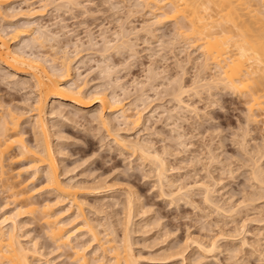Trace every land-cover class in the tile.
<instances>
[{
  "label": "rangeland",
  "instance_id": "obj_1",
  "mask_svg": "<svg viewBox=\"0 0 264 264\" xmlns=\"http://www.w3.org/2000/svg\"><path fill=\"white\" fill-rule=\"evenodd\" d=\"M27 2L16 1L12 7L16 10L26 9L31 4V7L39 9L45 5L46 10H42L44 15L36 18L37 23L57 32L60 47L70 43L72 58L79 50V59L73 63L79 69L73 70L75 78L81 72L82 81H88L91 91L104 89L109 96L115 93L123 99L125 107L130 108L128 112L135 114L139 110L142 115L139 124L135 125L131 121H124L116 112L117 119L113 120L111 128L103 127L96 120V114L101 110L99 103L89 108V112L59 101L53 102L54 108L50 107L62 112L61 115L49 116L50 124L54 126L50 128V137L58 161V172L63 181L75 185L79 183L76 194L83 200V211L88 221L95 222L102 235L108 228L111 230L107 232L116 229L117 232L114 231L111 236L118 240L125 235L123 231L126 228L132 253L139 262L137 264H264V108L261 111L254 106L253 111H249L252 101L245 93L247 88L234 90L219 84L195 87L197 80L214 75V65L201 71L200 51L191 43L192 38L186 37L182 29H178L180 22L178 24L174 19L161 17L163 22L159 19V24L151 26L155 18L150 8L135 6V0ZM3 7L0 8L2 13L11 14L12 11L5 12ZM7 18L2 20L0 17V27L9 26ZM146 23L150 27L145 26ZM144 27H149V30ZM123 30L132 32L130 38L135 41H132L136 45L135 56H132L129 48L117 49V46L103 55V37L118 45L120 42L117 43L115 38ZM76 41L80 44L78 50L72 44ZM92 41L96 43L94 46L91 45ZM36 51L54 55L49 44ZM105 62L112 68L108 75L101 70L102 66L107 65ZM45 64L48 66V63ZM8 71L0 64V98L16 113L24 112L21 127L28 130L24 137L32 141V111L28 105L35 95L33 83L27 82L24 88V85L15 83L16 79ZM118 82L123 87L117 85ZM180 84L189 89L183 95L185 102L195 107L194 110L182 108L184 111H179L181 117L174 112L177 104L173 96ZM89 98L87 100L91 101ZM141 98L146 101L143 102ZM259 99L263 101L264 97ZM251 113L255 118L249 117ZM105 115L110 114L105 112ZM115 132L123 135L128 142H149L151 149L154 147L165 158L169 167L167 175L173 185L158 183L154 162L141 158L131 148L126 149L122 143L115 141ZM14 162H8L9 165L7 161L5 163L15 173L18 168L26 170L29 165V161ZM255 164H259V175L256 171L254 174L257 169ZM21 172L18 180L30 179V171ZM257 175L263 176L260 178L262 180L259 181ZM40 176L33 181L34 184H29V188L40 187L44 181V176ZM1 184L0 181V215L4 205L14 206L13 202L9 204L12 201L10 192L4 191ZM99 186H102V191L99 190L101 193L99 188L95 189ZM160 186L161 189L164 187L163 192ZM205 186L212 190L214 205L205 202ZM175 191L180 193L176 194ZM33 196L32 199L37 200L39 205L49 201L52 204L50 212L67 209L70 205L68 200L57 203L54 192L37 189ZM129 198L133 202L129 211L130 221L126 219ZM75 209L72 206L69 211H63L58 220L65 222L62 221L66 224V231L78 225L81 233L78 229L79 232L75 231L74 235L77 236L73 237V244L84 246L86 243L88 261L85 260V263L94 264L93 261L102 251L97 241L92 240L84 230L82 220L73 219ZM37 215L26 214L22 217L23 228L20 232L24 244L31 247L36 244L40 249V255L32 258V264H45L47 260H50V264H77L73 262L75 254L72 249L63 247L59 251L56 248L46 234L42 215ZM212 241L216 242L217 247L207 251ZM106 256L108 259L109 253Z\"/></svg>",
  "mask_w": 264,
  "mask_h": 264
},
{
  "label": "bare ground",
  "instance_id": "obj_2",
  "mask_svg": "<svg viewBox=\"0 0 264 264\" xmlns=\"http://www.w3.org/2000/svg\"><path fill=\"white\" fill-rule=\"evenodd\" d=\"M16 1H21L28 4L27 0H0V8L4 5H7L6 8L3 7L5 8L4 11H12L9 15L0 11V17L2 20H5L6 16L9 17V19L7 18L6 20L9 26L6 28L2 26V28L0 27V64L9 70L8 73H10V76L16 79V84L19 83L24 85L25 88V84L27 82H32L35 95L33 96L32 103L28 101L30 99L26 101L30 103L28 106L30 107V111H32V114H30V122H32V126L30 128L32 132V141H29L24 137L28 130L21 127V117L23 116L24 112L16 113L12 108L9 107V105L6 104V106L4 101L0 98V181L3 183L1 185L4 188V191L7 190L10 192L9 194L12 198V201H10L9 204L12 202L14 203L13 208L11 206L6 207L5 205V208H3V206L1 207L4 210L0 215V264H32V258L40 253V249L36 246V244L34 246L32 244L33 247H31L30 244L28 246L26 243L24 244L21 239L23 234L20 233L23 228L22 217H24L26 214L35 215V213L38 215L40 214V216L42 215L41 218L44 223L42 224L45 225L44 228H46V234H48L49 238L51 239L52 243L56 245L57 249L69 247L75 254V257L72 256L74 258L73 262L76 261V263L78 262L80 264H84L85 260L87 262L88 260L86 259V256H88V254H85V251H87L86 243L84 246H77L78 244H73V237L77 236V234L74 235V233L80 229L77 227L78 225L76 226L77 228L74 226V229L71 227L66 231L64 228L66 224L62 223L63 220H58L59 214L61 215L63 211H69L72 206L76 207V213L74 214L73 212V219L80 218L82 220V223H84L82 224V226L84 225V230L86 229L92 240L95 242L97 241L98 248L101 249L100 251H102V254H100L96 259L95 257H92L95 259V261H93L94 264H137L138 260L132 253L133 251L131 244H129L131 243L129 240L130 235L129 233L126 234L128 230L125 228V231L123 232L126 233H123L125 235L120 237V240L115 238L113 235L111 236L114 231L117 232L116 229L107 232L108 230H111V228H108V230L105 228L107 231H105L106 233H103L102 235V232L98 230V226L94 224L95 222L93 223L88 221L86 217L87 215L84 214L82 205L83 200L76 194V188L78 189L80 187L78 185L79 183L77 185L71 184L63 181L60 178V174L58 172V161L54 152V144L52 143L50 137L52 125L50 124L49 116L54 114H62L61 111H55L53 109L54 107L52 104L55 101H59L61 104L62 102H66L71 106H75L77 110H83L86 112H89V108H91L95 103H99L101 110L97 112L96 120H98L100 125L103 127H110L112 125L113 120L117 119V115L115 116L116 112H118L124 121H131L133 124L137 125L139 124V121L142 117L140 114L141 112H138L139 110H137L135 114L128 112L130 108L125 107L123 99H121L115 93H112L111 96H109V93H106L104 89L91 91L88 87V81L85 79L82 81L81 72H78L75 78L73 76V70L78 71L79 69L77 70L73 66V63L79 59L78 49L80 44L77 41L72 43L76 50H78L76 51V54H74V58H72V55H70L69 51L70 47L68 46L70 43L60 47V45H58L59 37L57 32H54L51 30V28L39 25L37 23L36 18L44 15L43 12L46 10V8H44L45 5L39 9H36L31 7V4H29V7L26 9L21 8L16 10L12 7V4ZM134 5L137 7L139 6L145 8L147 6L150 8V11L155 18L153 19L154 23L150 24L151 26H153V24H159V19L161 20L162 18H166L168 20L174 19L175 21H178V24L180 22L178 29H182V34H185L186 37L189 36V38H192L191 41L193 40V42L191 43H193L194 47L198 48L200 51V70L204 72V70L206 71V69H208L211 64L214 65L216 68L214 75L212 74L208 79L205 77H200L201 79L199 81L197 80L196 85H194L195 87L203 86L205 84L206 86H216L219 84L224 88L234 90L245 87L247 88V92L245 93H247L249 97L248 100L252 101V103H249L250 106L248 105L249 111H253L254 106H256L258 109H261V111L263 110L262 108H264V106L262 104H264V100L261 101L262 99L260 100L259 98L264 97V0H135ZM167 6L169 8L165 9ZM20 18L23 19L21 20ZM148 25L149 23H146L145 26ZM149 27H147L148 30ZM147 28L144 27V29ZM183 28H185L184 32L186 33L183 32ZM142 29L143 28H141V30ZM129 30H123L121 35L116 34L117 38L115 39H117V43L120 42L118 45H116V43H111V41L104 36V45L102 47L103 49H101L105 50L102 51L103 55L104 52H109V49L111 48L116 49L117 46V49L129 48L132 52V56H135V41L132 40L134 41V43H132L130 38V34H132V32ZM136 32L138 31L136 30ZM13 44L15 45L13 46ZM48 44L54 55H50V53L48 55L47 53H39V51L37 53V49H44ZM56 44L59 47L56 46ZM95 44L96 43L92 41L91 45L94 46ZM165 44H167V42ZM45 62L48 63V66L45 64ZM108 65L109 64L102 66L101 68V70H103V72L107 75L110 74V71L112 70V68ZM119 83L120 82H118L117 85H120ZM182 84L179 85L178 89L175 88V93L173 92L174 100L177 104V107L174 108V112L177 113H179V111L183 110L185 107L188 109L192 108V110L195 109V107L191 106L192 104L190 105L188 102H185L183 95L184 93L188 92L189 89H186V87ZM90 95H92V98ZM88 98L91 101L87 100ZM141 99L143 100L144 98ZM144 101L146 100L144 99L143 102ZM50 107L53 108L50 109ZM58 110L60 109L58 108ZM105 112H108L110 115L106 116ZM179 117H181V114ZM249 117L255 118V115L252 116L251 113ZM122 136L119 135V133L116 134L115 132V137H117L115 141H117L119 144L122 143L121 145L126 146V149L131 148L135 154H140L141 158H146L154 162L156 165V177L158 178V183L161 185L165 183L166 185H171L173 183L171 180H169L167 175L169 167H167L168 164L165 162V158H163L159 152L155 151L154 147L151 149L149 142L146 141L143 143V141L142 143H132L128 142V140L124 139ZM122 148L124 149L123 146ZM6 161L8 165V162L10 161H29V165L26 166V170L18 168L17 172L15 173L11 167L10 170L8 169L9 166L6 165ZM256 164L255 166H257L256 168L258 169L259 164ZM10 165H12V163H10ZM257 169L254 170V174H256L257 171L258 173H261V171ZM21 171H26V173L27 171H30L28 172V174H31L30 179L24 178L23 180H18V177L22 175ZM40 175L44 176V181L41 182L40 187L38 186V188H29L31 183L34 184L33 181H35V179L38 180L41 177ZM261 177L263 178V176ZM261 177L258 178L259 181L262 180L260 179ZM257 178L255 179L258 180ZM207 186H205L204 193V199L206 200L205 202H208V204L210 203V205H214L216 202H214L212 199V190L210 191V187ZM100 187L102 188V186H99L95 189L99 188V191L101 190ZM161 187L162 186H160V189ZM37 189L45 192H54L57 195V203L68 200L70 203L69 207H66L68 210L59 209L57 211L53 212L52 210V212H50L49 210L51 209L52 204L49 201H46L45 203H41L39 201L41 203V205H39L38 202H36L37 200L34 201L32 199ZM163 189H161V192H163ZM171 191L173 192V190ZM178 193L180 192H177L176 194ZM174 194H172L173 197ZM132 203L133 202L129 198V209L126 218H129V221L131 219V214L129 215V211L133 205ZM216 207L217 209H220L219 206ZM231 210L229 212H231ZM0 211L2 212V210ZM73 219L71 220L73 221ZM69 222L66 223L68 224ZM127 226L125 225V227ZM112 229H114V227ZM84 230L82 231L85 232ZM79 233H81V231ZM244 243L245 242H243V244ZM200 247L205 249L203 245H200ZM216 247V242L212 241L209 250H207V248L206 250L213 251L216 249ZM96 252L94 251V253ZM107 252L109 253L108 259V256H106V254H108ZM93 259H91V261ZM46 263L50 264V260H47L45 264Z\"/></svg>",
  "mask_w": 264,
  "mask_h": 264
}]
</instances>
